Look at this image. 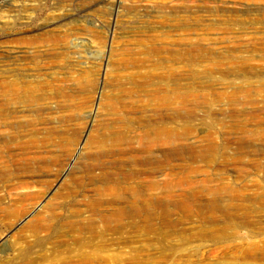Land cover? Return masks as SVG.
<instances>
[{"label": "rangeland", "instance_id": "rangeland-1", "mask_svg": "<svg viewBox=\"0 0 264 264\" xmlns=\"http://www.w3.org/2000/svg\"><path fill=\"white\" fill-rule=\"evenodd\" d=\"M0 86V264H264V0H0Z\"/></svg>", "mask_w": 264, "mask_h": 264}, {"label": "bare ground", "instance_id": "bare-ground-1", "mask_svg": "<svg viewBox=\"0 0 264 264\" xmlns=\"http://www.w3.org/2000/svg\"><path fill=\"white\" fill-rule=\"evenodd\" d=\"M93 5H96V4H92V3H91V6H93ZM18 84H20V83H18ZM18 84H17V83H14V82L9 83V84H7V85H4V89H6V88H8V87H11V88H9L8 90H9V92H13V94H18V93H21L22 91L26 90V88L23 89V88H22L21 86H19ZM7 86H8V87H7ZM0 87H1V86H0ZM2 87H3V85H2ZM5 87H6V88H5ZM27 90H28V89H27ZM27 93H28V92H27ZM27 93H26V94H27ZM10 94H11V93H10ZM11 95H12V94H11ZM18 95H19V94H18ZM21 95H22V94H21ZM21 95H20V96H21ZM23 95H24V92H23ZM23 95H22V96H23ZM28 95H29V94H28ZM29 96H30V95H29ZM12 98H13V97H12ZM25 98H28V97H25ZM25 98H24V99H25ZM16 100H17V101H16ZM16 100H15V102H16V103H19L21 99H19V97H17ZM22 100H23V98H22ZM29 100H30V99H29ZM6 101H8V100H6ZM24 101H25V100H24ZM31 101H32V100H31ZM23 103H24V102H23ZM23 103H22V104H23ZM27 103H28V102H27ZM29 103H31V102H29ZM20 104H21V102H20ZM16 105H17V104H16ZM27 106H28V105H27ZM25 108H27V107H25ZM16 112H17V111H16ZM12 113H13V112H12ZM17 113H18V112H17ZM8 114H9V113H8ZM2 115H3V114H2ZM4 116H5V115H3V117H4ZM9 116H10V115H9ZM7 117H8V116H7ZM11 117H12V116H11ZM11 117H10V118H11ZM13 117H14V116H13ZM1 118H2V117H1ZM8 118H9V117H8ZM12 121H13V120H12ZM8 123H9V122H8ZM11 123H12V122H11ZM11 123H10V124H11ZM9 126H10V125H9ZM7 128H8V126H7ZM0 129H1L0 132H1V131H5V129L2 130V126H1ZM9 129H10V128H8V130H9ZM11 130H12V129H11ZM5 132H6V131H5ZM11 132H12V131H11ZM37 132H38V131H37ZM2 133H3V132H2ZM16 133H17V132H16ZM16 133H15V134H16ZM38 133H39V132H38ZM8 134H11V133H8ZM12 134H13V133H12ZM12 134H11V136H12ZM4 135H5V134H4ZM4 135H3V136H4ZM21 135H22V134H21ZM0 136H1V135H0ZM15 136H16V135H15ZM12 137H14V136H12ZM21 137H22V136H21ZM3 138H4V137H3ZM10 138H11V137H10ZM19 138H20V137L17 138V141L19 140ZM23 138H24V135H23ZM33 138H34V137H33ZM55 138H56V136H55ZM12 139H13V138H11V142L14 140V139H13V140H12ZM15 139H16V138H15ZM36 139H37V138H36ZM2 140H3V139H2ZM4 140H5V139H4ZM22 140H23V139H22ZM7 141H9V140L7 139L6 142H7ZM14 141H15V140H14ZM17 141H16V142H17ZM20 141H21V139H20ZM2 142H3V141H2ZM8 143H9V142H8ZM8 143H7V144H8ZM21 143H22V141H21ZM35 143H36V142H35ZM4 144H5V143L3 142V145H4ZM9 144H10V143H9ZM9 144H8V145H9ZM13 144H15V143H13ZM22 144H23V143H22ZM0 145H1V144H0ZM3 145H2V146H3ZM18 145H20V144L18 143ZM18 145H17V146H18ZM10 146H12V145H10ZM14 146H15V145H14ZM20 146H21V145H20ZM0 147H1V146H0ZM7 147H9V146H7ZM7 147H4V146H3L2 148H7ZM7 174H8V173H7ZM7 174H5V172H4V174L1 176L2 179H5V180H6V179L9 177V175H7ZM9 174H10V173H9ZM17 185H18V184H17ZM24 186H25L24 183H20V184H19V188H20V187L23 188ZM26 186H27V185H26ZM26 186H25V189H27L28 187H31V186H28V187H26ZM16 188H17V186H16ZM16 188L14 187L13 189H16ZM22 188H20V189H22ZM18 196L20 197L21 195H18ZM22 197H23V196H22ZM22 210H23V209H22ZM21 214H22V213H21Z\"/></svg>", "mask_w": 264, "mask_h": 264}]
</instances>
